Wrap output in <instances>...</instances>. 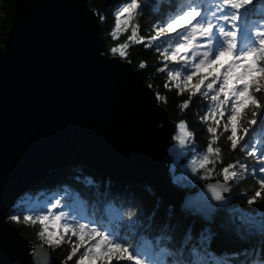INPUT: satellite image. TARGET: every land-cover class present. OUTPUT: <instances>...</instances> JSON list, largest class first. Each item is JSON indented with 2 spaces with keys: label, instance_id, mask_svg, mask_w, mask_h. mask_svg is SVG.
<instances>
[{
  "label": "water",
  "instance_id": "1",
  "mask_svg": "<svg viewBox=\"0 0 264 264\" xmlns=\"http://www.w3.org/2000/svg\"><path fill=\"white\" fill-rule=\"evenodd\" d=\"M3 42L0 264H61L8 218L21 192L60 165L84 163L114 179L146 176L161 200L208 219L231 197L230 181L184 188L172 180L168 153L177 123L140 67L103 50L87 0H14ZM217 182L229 189L222 200L208 188Z\"/></svg>",
  "mask_w": 264,
  "mask_h": 264
},
{
  "label": "trees",
  "instance_id": "2",
  "mask_svg": "<svg viewBox=\"0 0 264 264\" xmlns=\"http://www.w3.org/2000/svg\"><path fill=\"white\" fill-rule=\"evenodd\" d=\"M13 2L14 0H0V48L4 46L3 41L11 21ZM87 2L99 18L104 41L103 50L111 54L110 47L125 42L131 35V25L138 24L139 34L142 36L154 35L153 25L161 24L165 15L174 9L178 0H140L139 14L130 21L129 30L120 34L118 40H113L109 33L115 23L114 12L122 4V0H87ZM251 7H257L255 0ZM101 15L104 17L103 21L100 19ZM250 17L258 18L252 14ZM128 59L136 66L140 61H146L148 67L141 68L144 78L156 93L159 92L167 97V103L164 104L176 123L185 121L188 130L194 133V137L183 152L178 155L174 148L168 153L171 160L177 157L170 167L172 180L181 187L193 188L208 180L224 181L223 175L216 173H222V169L229 164H236L237 170L242 171L239 169V164H244L249 170L244 173V178L230 180L233 188L232 200L226 205L218 206L214 215L210 219H205L196 210L174 209L173 202L161 200L148 179L143 182L114 179L109 175H99L97 170L89 165L73 162L50 169L43 178L33 182L21 192L11 207L9 220L11 215L17 213L35 215L37 212L30 213L28 209L35 208L39 211L44 206L50 208L51 203L60 200L61 205L64 206L62 210L69 216H72L78 207H82L86 215L94 216L98 220L103 219L105 222H108L110 213L118 214L122 217L117 221L120 235L126 236L133 247L141 237H144L151 243L154 253L167 249L169 254L162 257L165 264H196L198 257H206L211 264L212 257L208 254L222 260L226 259L227 264H264V200H258L255 204L247 203L253 190L259 188L257 183L259 176H264V173L253 174L251 171L253 168L264 166V156H261V152H264V144L255 143L258 149L257 156L261 158L247 155L254 142L264 141V129L259 126V116H257V124L250 127L247 120L252 118L251 111L245 110L247 115L241 123L243 127L249 128V133L244 136L242 130L238 131V136H244V139L235 150H232L227 140L230 132H224L223 128L227 123V109L223 118L217 114L216 118L220 119L221 125L217 128L219 139L213 147L221 148L222 163L217 161L215 166L208 164V168H213V174L207 178L204 177L203 169L193 172L192 177L185 176L181 166L189 158V152L196 150L203 153L211 140V134L206 131V124L200 120L205 114L202 106L210 105L211 102L197 94L192 98L189 107L181 111L178 105L189 98L190 92L185 90L182 96L177 95L175 81L167 79V71L171 70L173 65L162 58L161 52L156 51L155 46L146 48L144 44H133L129 49ZM166 63L168 69L158 72L157 69L164 67ZM196 82L197 80H194L191 83ZM165 83H169V89L164 88ZM261 104L264 105V99H261ZM207 123L216 127L212 120ZM173 143V145L176 143L175 137ZM244 143L249 144V149L242 150ZM22 220L23 215H21ZM15 224L31 241L43 242L37 236L39 225L26 226L22 222ZM49 248L63 264L69 246L62 244L59 248ZM75 259L76 257L68 261V264H75ZM11 264L20 263L15 260ZM113 264L117 262L113 261ZM119 264H131V262H119Z\"/></svg>",
  "mask_w": 264,
  "mask_h": 264
},
{
  "label": "snow or ice",
  "instance_id": "3",
  "mask_svg": "<svg viewBox=\"0 0 264 264\" xmlns=\"http://www.w3.org/2000/svg\"><path fill=\"white\" fill-rule=\"evenodd\" d=\"M253 4L254 0H178L161 24L153 25L155 34L147 37L139 34L138 24L130 28V21L139 14L140 0H122L114 12L115 23L110 37L118 40L120 34L129 28L131 35L125 42L110 47L112 56L127 60L133 44H144L146 48L155 46L165 61L173 63V68L167 71V79L175 81L177 95L182 96L185 90L190 92L189 98L178 105L179 109H187L197 94L211 102L202 106L205 114L200 117L206 124V131L211 134V140L206 150L191 161V171L195 173L203 169L205 178L213 174V168H208V164L215 166L217 161L222 163L221 148L213 147L219 139L217 128L221 125L217 114L223 118L227 109V123L223 128L224 132H230L227 140L232 150L249 133V128L241 123L247 115L246 109L251 111L252 117L247 120L248 125H256L259 116V126L264 129V105L261 104V99H264V0H255L256 8L251 7ZM250 14L258 18L252 19ZM100 19L104 20L103 15ZM138 66L142 69L148 67L146 61H140ZM166 69L167 63L157 71L164 72ZM193 77H196V83H191ZM169 87V83L164 84L165 89ZM155 98L157 102L167 103V97L159 92L155 93ZM209 120L216 127L208 124ZM178 128L176 139L180 144L188 143L194 137L185 121H180ZM241 130L244 136H238ZM255 143L264 144V141L254 142L247 155L259 159ZM243 149H249V144L244 143ZM239 169L242 171L237 170L236 164H229L222 169V173L216 174H222L226 183L243 179L244 173L249 171L244 164H239ZM251 171L253 174L264 173V166ZM257 183L259 188L253 190L247 201L249 204L264 200V176H259ZM208 188L216 200H222L223 193L229 190L219 182ZM63 207L60 200H55L50 208L44 206L39 211L29 208L28 212H37L35 215L17 213L10 219L26 226L39 225L37 236L49 247L59 248L67 244L69 250L63 264H68L74 257L75 264H113V261L117 264H149L150 261L152 264H165L162 257L169 254L167 249L154 253L151 243L144 237L133 247L126 236L120 235L117 221L122 217L118 214L110 213L108 222H105L86 215L82 207L69 216L62 210ZM129 222H132L131 217ZM208 256L212 257L211 264H227L226 259L212 254ZM196 264H209V261L206 257H198Z\"/></svg>",
  "mask_w": 264,
  "mask_h": 264
},
{
  "label": "rangeland",
  "instance_id": "4",
  "mask_svg": "<svg viewBox=\"0 0 264 264\" xmlns=\"http://www.w3.org/2000/svg\"><path fill=\"white\" fill-rule=\"evenodd\" d=\"M172 65H173V63H172ZM194 80H196V77H193V80L192 81H194ZM207 83V82H206ZM179 124V123H178ZM178 124H177V129H176V131H175V133H174V135H173V137H177V135H178V133H179V128H178ZM188 143H190V141L188 142ZM188 143H185V144H180V142H179V140L178 139H176V143H175V145H172L171 147H170V150L169 151H171L172 149H174V150H176L177 151V153H178V155L181 153V152H183L184 150H185V148H186V145L188 144ZM174 144V143H173ZM191 150V149H190ZM198 154H201V153H199V151H196V150H192V151H190L189 152V155H188V159H187V161L186 162H184L183 163V166H181V168L183 169V173H185L184 175L185 176H190V177H192V175L194 174L192 171H191V161L193 160V159H197L198 158ZM177 158V157H176ZM176 158H173V160H171L172 161V163H171V167L173 166V164H174V161L176 160ZM182 172H180V175H182ZM145 178L146 177H144L143 178V180H145ZM118 179H121V178H118ZM135 181V180H134ZM143 182V181H142ZM164 201V200H163ZM167 202V201H166ZM179 209H182V208H179ZM184 209V208H183ZM149 264H152V262L150 261L149 262Z\"/></svg>",
  "mask_w": 264,
  "mask_h": 264
},
{
  "label": "bare ground",
  "instance_id": "5",
  "mask_svg": "<svg viewBox=\"0 0 264 264\" xmlns=\"http://www.w3.org/2000/svg\"><path fill=\"white\" fill-rule=\"evenodd\" d=\"M144 177H146V176H144ZM143 177V178H144ZM146 179H148V177H146ZM131 180H134V179H131ZM143 180V179H142ZM135 181H137V180H135ZM138 182H140V181H138ZM142 182V181H141ZM229 188L231 189V187L229 186ZM231 191H232V189H231ZM232 198H233V192H232V195H231V197L227 200V201H224V202H222L221 204L220 203H218L217 204V206H223V205H226V204H228L231 200H232ZM178 208H184V209H189L188 207H178ZM177 208V209H178ZM197 211V210H196ZM215 209H213V213L211 214V217L214 215V213H215ZM198 212H200L199 210H198ZM205 219H208V217H204Z\"/></svg>",
  "mask_w": 264,
  "mask_h": 264
}]
</instances>
